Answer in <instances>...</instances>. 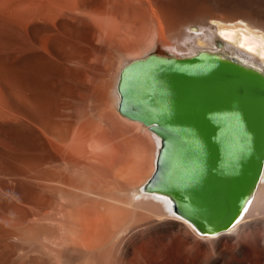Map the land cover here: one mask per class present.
<instances>
[{
	"label": "bare ground",
	"instance_id": "obj_1",
	"mask_svg": "<svg viewBox=\"0 0 264 264\" xmlns=\"http://www.w3.org/2000/svg\"><path fill=\"white\" fill-rule=\"evenodd\" d=\"M219 38L264 71V0H0V264H264V173L203 233L144 190L160 139L118 108L126 63Z\"/></svg>",
	"mask_w": 264,
	"mask_h": 264
},
{
	"label": "water",
	"instance_id": "obj_2",
	"mask_svg": "<svg viewBox=\"0 0 264 264\" xmlns=\"http://www.w3.org/2000/svg\"><path fill=\"white\" fill-rule=\"evenodd\" d=\"M121 113L160 139L144 190L203 233L232 227L264 173V71L223 51L151 52L126 63Z\"/></svg>",
	"mask_w": 264,
	"mask_h": 264
},
{
	"label": "rangeland",
	"instance_id": "obj_3",
	"mask_svg": "<svg viewBox=\"0 0 264 264\" xmlns=\"http://www.w3.org/2000/svg\"><path fill=\"white\" fill-rule=\"evenodd\" d=\"M218 40V44H220V46H217L216 45V48H212V49H214V50H211V49H207V48H201L200 50H198V51H201V50H210V51H215V50H219V51H224L225 53H228L229 55H231V53L233 54V56H236V57H238L239 59H241L242 61H244L239 55H237L236 54V52L233 50V49H231V50H228L227 48H229L228 46H226V44H225V42L222 40V39H217ZM222 43V44H221ZM164 48V50H169V49H166L165 48V46H162V44L160 43V45H158V46H155L154 48H151L150 50H149V52H145L143 55L145 56L147 53H151V51L152 52H155V51H160L159 50V48L160 49H163ZM194 48H190L189 50H190V53L192 52V50H193ZM170 51V50H169ZM198 51H196L195 53H197ZM167 53H170V52H167ZM190 53L188 54V55H190ZM171 54V53H170ZM187 54V53H186ZM174 55H178V54H174ZM182 55H184V54H182ZM182 55H179V56H182ZM193 55V54H192ZM232 56V55H231ZM251 64H253V63H251ZM263 186H264V183H263ZM263 205V202L260 204V206L258 207L259 209L257 210L258 212L255 214L257 217H261V216H264V206H262ZM261 209H263V211L261 210ZM262 213H263V215H262ZM255 215L253 216V217H255ZM256 218V217H255ZM244 232V233H243ZM241 234H240V236H239V238H242V237H245L246 239H248V238H250L251 237V234H249L248 233V231L247 230H245V231H243ZM235 240V238L233 239V238H230V237H227V238H225V239H223V241H222V246L224 247V248H229V247H232L234 244H235V242L236 241H234ZM208 242V241H207ZM206 241H203V251L207 248V247H209V243H207ZM208 245V246H207ZM207 246V247H206ZM206 250H208V248L206 249ZM204 251L203 252V255H205L204 253H206L207 251ZM226 259V260H225ZM223 262V263H222ZM219 264H232V263H230V261H229V259H227V258H224V257H221V262L219 263Z\"/></svg>",
	"mask_w": 264,
	"mask_h": 264
}]
</instances>
